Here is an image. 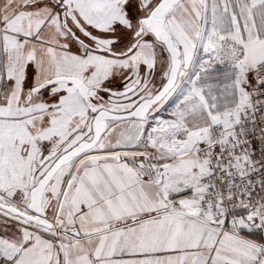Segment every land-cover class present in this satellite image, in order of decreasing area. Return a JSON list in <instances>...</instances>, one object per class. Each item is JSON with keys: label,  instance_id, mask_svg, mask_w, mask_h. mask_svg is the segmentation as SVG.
I'll return each mask as SVG.
<instances>
[{"label": "snow or ice", "instance_id": "6c2138e0", "mask_svg": "<svg viewBox=\"0 0 264 264\" xmlns=\"http://www.w3.org/2000/svg\"><path fill=\"white\" fill-rule=\"evenodd\" d=\"M0 264H264V0H0Z\"/></svg>", "mask_w": 264, "mask_h": 264}]
</instances>
